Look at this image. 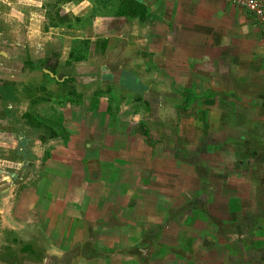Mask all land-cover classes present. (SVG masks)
Listing matches in <instances>:
<instances>
[{
	"label": "crops",
	"instance_id": "crops-1",
	"mask_svg": "<svg viewBox=\"0 0 264 264\" xmlns=\"http://www.w3.org/2000/svg\"><path fill=\"white\" fill-rule=\"evenodd\" d=\"M41 1L0 0V264H264L254 18L231 0H137L144 22ZM45 72L78 103L56 105ZM167 151L206 160L196 188Z\"/></svg>",
	"mask_w": 264,
	"mask_h": 264
},
{
	"label": "rangeland",
	"instance_id": "rangeland-1",
	"mask_svg": "<svg viewBox=\"0 0 264 264\" xmlns=\"http://www.w3.org/2000/svg\"><path fill=\"white\" fill-rule=\"evenodd\" d=\"M48 1L49 0H45V2H47L48 3ZM93 2H95L96 0H92ZM112 1V3L113 4H111V9H109V12H110V10L111 11H113L114 10V7H115V3H116V0H111ZM41 2H44V0H42ZM47 3H45V5L47 4ZM115 4V5H114ZM47 7H48V5H47ZM50 7V6H49ZM97 7H99L100 8V10H98L99 8H97V12L98 13H103L104 12V9L102 8V5H98ZM97 12H94V13H96L97 14ZM45 21V26L47 25V20L46 19H44ZM74 25L77 27V26H79L80 25V23L78 22V23H74ZM71 34V33H70ZM68 35V33L67 32H60L59 33V39L61 40V41H63L62 39H63V37H66ZM60 44V43H59ZM60 48H61V46H60ZM1 60H2V58H0ZM49 61H51V58H49V59H47V60H45L44 61V64H43V69H46V71L47 72H51L49 69H50V66H51V63H49ZM0 62H2V61H0ZM63 72H65V70H62V72H60V74L58 75L59 77H58V81H60V79L61 78H63ZM45 74V76H44V82H45V85H47L48 86V84H50V87L54 90V97L56 98L57 97V102H56V100H55V104L56 105H60V106H64V102L66 103V101L67 102H69V101H71V99H75V96L76 95H69V91H72V93H75V94H77L76 93V91H75V88H74V85L72 84V81L70 80L68 83H66V85H64V84H62V83H60L59 82V87H58V90H57V87H52L51 86V84H52V82H51V80L50 79H48V77H49V74L48 73H44ZM57 75V74H56ZM50 78V77H49ZM156 82H155V85H157L156 86V91L157 92H160V90L162 89V87L163 86H159V85H162V84H164V82H160L161 80H158V79H156L155 80ZM148 82V81H147ZM159 82V83H158ZM158 83V84H157ZM148 84H150L149 82H148ZM64 85V86H63ZM50 87L48 86V89H49V91L51 92L52 90L50 89ZM57 90V91H56ZM56 91V92H55ZM155 91V92H156ZM71 93V92H70ZM51 94H52V92H51ZM158 93H156V95H157ZM126 95V94H125ZM153 96H154V94H153ZM126 97H129V96H126ZM130 99V98H129ZM78 101H79V99H75V102L76 103H78ZM67 104V103H66ZM56 108H59L58 106L56 107ZM143 112H145V111H140L139 110V113H143ZM45 127V126H44ZM46 129V128H45ZM44 129V130H45ZM151 133H153V131H151ZM39 134H41L39 137H43V138H41L43 141H49V140H52V138H53V133L52 132H48V131H42V132H40V133H38V135ZM51 134H52V138H51ZM155 135V134H154ZM57 138V136H55V138H53V139H56ZM158 143V142H157ZM159 145V144H158ZM159 154L161 153L160 151L158 152ZM163 154V153H162ZM161 155V154H160ZM163 155H165V158L166 159H173V158H178V161H176V166H173V170H172V174H174L175 172H177V169H179L180 171H178V175H177V178L179 179H181V178H183V177H191L192 179L189 181L190 182V185L192 186V188L194 189V188H196L197 187V185H198V182L195 180V175H194V173H195V171L197 170H199V169H204V166H203V164L205 163V161L206 160H203L202 159V161H200V162H202V163H200V162H197V159H195V157H196V154H194L193 152H190V153H187V155H186V159H184L185 157L183 156V155H181V153H179L178 151L177 152H174V151H171V152H168L167 151V153L165 152ZM180 162V163H179ZM198 164V165H197ZM197 165V166H196ZM191 167V168H190ZM198 173H199V171H198ZM201 173V172H200ZM199 173V174H200ZM179 175H181V176H179ZM206 178V177H205ZM178 185V184H177ZM183 187L184 186H186V183H184L183 185H182ZM179 192H177V196L179 197ZM183 199H181V198H177V200H175L174 202H176V203H180L181 201H182ZM140 217L141 218H143L144 216H142V215H140ZM146 218H148V216H146ZM178 229V226L177 225H175V224H173L171 227H170V229L168 230V233L165 235V237H167V238H172L173 236H175L176 235V230ZM251 253H253V251L251 252ZM216 255H217V257H218V259H221L224 255H223V253L222 252H217V253H215V257H216ZM213 257H214V255H213ZM214 257V258H215Z\"/></svg>",
	"mask_w": 264,
	"mask_h": 264
},
{
	"label": "trees",
	"instance_id": "trees-1",
	"mask_svg": "<svg viewBox=\"0 0 264 264\" xmlns=\"http://www.w3.org/2000/svg\"><path fill=\"white\" fill-rule=\"evenodd\" d=\"M57 1L64 2V1H69V0H57ZM114 8H115L114 14L116 16L126 17L128 19H133L139 22H144L146 20L147 7L146 5L140 3L137 0H121L119 4L117 5V7L115 6ZM51 71L54 73V70H51ZM68 82L69 81H64L63 84L66 85V83ZM68 93L69 95H73V96L76 95L75 99H78L77 94L72 93V91H69Z\"/></svg>",
	"mask_w": 264,
	"mask_h": 264
},
{
	"label": "built area",
	"instance_id": "built-area-1",
	"mask_svg": "<svg viewBox=\"0 0 264 264\" xmlns=\"http://www.w3.org/2000/svg\"><path fill=\"white\" fill-rule=\"evenodd\" d=\"M234 5L249 13L264 30V2L262 0H231Z\"/></svg>",
	"mask_w": 264,
	"mask_h": 264
}]
</instances>
